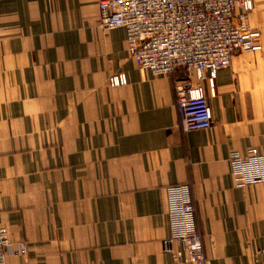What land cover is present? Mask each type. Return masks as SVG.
<instances>
[{"label": "crops", "instance_id": "crops-1", "mask_svg": "<svg viewBox=\"0 0 264 264\" xmlns=\"http://www.w3.org/2000/svg\"><path fill=\"white\" fill-rule=\"evenodd\" d=\"M98 0H0V226L5 264H173L165 188L187 184L208 264H264V184L230 150L264 152L262 52L235 55L183 131L173 76L140 73ZM249 25L264 52V0ZM127 83L110 87L108 76ZM27 243V256L16 254Z\"/></svg>", "mask_w": 264, "mask_h": 264}, {"label": "built area", "instance_id": "built-area-1", "mask_svg": "<svg viewBox=\"0 0 264 264\" xmlns=\"http://www.w3.org/2000/svg\"><path fill=\"white\" fill-rule=\"evenodd\" d=\"M97 7L103 30L124 31L128 55L140 73L173 76L183 131L211 127L208 95L214 96L217 72L228 68L235 55L260 51L264 59L260 33L248 22L254 0H98ZM107 83L124 85L127 77L116 73ZM227 158L237 186L264 184V152L256 147L230 150ZM165 199L164 252L173 264H208L189 185L167 186ZM10 245L7 229L0 226V264ZM16 246V254L26 257L27 243Z\"/></svg>", "mask_w": 264, "mask_h": 264}]
</instances>
